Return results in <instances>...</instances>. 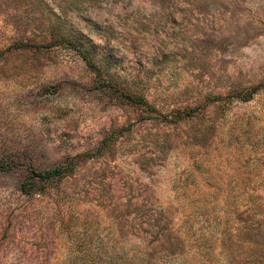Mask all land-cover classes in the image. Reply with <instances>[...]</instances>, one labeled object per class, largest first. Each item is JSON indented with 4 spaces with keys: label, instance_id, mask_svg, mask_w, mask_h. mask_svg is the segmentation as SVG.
<instances>
[{
    "label": "rangeland",
    "instance_id": "obj_1",
    "mask_svg": "<svg viewBox=\"0 0 264 264\" xmlns=\"http://www.w3.org/2000/svg\"><path fill=\"white\" fill-rule=\"evenodd\" d=\"M0 264H264V0H0Z\"/></svg>",
    "mask_w": 264,
    "mask_h": 264
},
{
    "label": "trees",
    "instance_id": "obj_2",
    "mask_svg": "<svg viewBox=\"0 0 264 264\" xmlns=\"http://www.w3.org/2000/svg\"><path fill=\"white\" fill-rule=\"evenodd\" d=\"M61 42L67 44L72 49L76 50L81 55L82 59L85 61L87 66L94 73L100 75V68L95 64V62L90 57V54L88 53V51L82 45H80L76 42L67 41V40H62ZM55 43L56 42H52V43L46 45L45 47H47V48L52 47ZM19 46H29V44H20ZM258 91H259V87L257 86L252 91V95L256 94ZM118 93H119V99H121L122 101L127 102V103L132 104V105L143 106L151 113L155 112V109L151 106V104L145 98L124 92L122 90H119ZM242 100L248 101V98L244 97V98H242ZM197 110H198V108H195L189 112L183 111L180 114H178V117H181L183 115L190 116L193 113H195ZM67 172H68L67 168H63L62 166H59V167H56V168L50 169V170L39 171V172L32 171L31 172L32 173L31 178L35 182L31 183L30 187L32 189V186L34 184H36L38 181H40V183H42V182L48 183V182H51L53 180L60 179V178L64 177L67 174ZM23 191L25 193H28L29 192L28 186H24Z\"/></svg>",
    "mask_w": 264,
    "mask_h": 264
}]
</instances>
